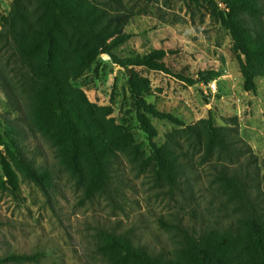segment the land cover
Masks as SVG:
<instances>
[{"label":"rangeland","instance_id":"rangeland-1","mask_svg":"<svg viewBox=\"0 0 264 264\" xmlns=\"http://www.w3.org/2000/svg\"><path fill=\"white\" fill-rule=\"evenodd\" d=\"M94 1L120 14L124 32L130 35L114 50L115 58L142 57L161 49L166 54L160 62L170 74L142 67L125 70L102 54L73 82L89 102L109 107L107 118L127 126L139 144L137 156L119 153L104 192L85 197L86 181L72 175L61 163L57 147L30 125L21 86L23 66L10 43L0 39V133L15 143L33 170L48 176L45 184L25 178L0 146L16 181L15 190L7 183L0 185V257L37 255L36 262L23 264H108L96 251L103 232L123 235L153 254L172 257L178 234L168 226L199 234L209 227L235 226L234 204L217 188L208 165L199 161L198 147L189 152L183 133L178 132L209 116L249 145L260 175L264 174V77H255V92L243 90L232 41L220 18L227 12L224 5L215 0H119L118 6ZM11 5L12 0H0V16L7 17ZM131 69L142 78L145 100L184 124L149 117L157 144L175 137L191 154L194 174L178 189L141 163L149 146L130 105ZM214 82L217 92L211 95L207 85ZM1 181L6 178L0 166Z\"/></svg>","mask_w":264,"mask_h":264},{"label":"trees","instance_id":"trees-1","mask_svg":"<svg viewBox=\"0 0 264 264\" xmlns=\"http://www.w3.org/2000/svg\"><path fill=\"white\" fill-rule=\"evenodd\" d=\"M108 1L118 6L119 0ZM215 1L227 10L220 18L232 41L243 90L255 92V77H264V2ZM31 4L34 9H30ZM0 23V39L10 43L23 66L21 86L28 101L30 125L57 147L61 163L70 173L86 181L85 197L104 192L119 153L137 156L139 144L127 126L107 118L111 114L109 107L89 102L73 82L102 54L125 70L142 67L170 74L160 62L166 52L155 49L142 57L115 58L114 50L130 35L124 32L120 14L94 0H12L8 16H0ZM130 71L127 86L131 109L149 146V155L141 163L150 165L160 179L178 189L194 174L191 154L182 150L175 137L157 144L149 117L178 126L184 124L148 103L142 78L133 69ZM178 132L183 133L189 152L198 147L199 161L208 165L217 188L234 204L237 224L209 227L200 234L187 227L168 226L178 234L172 257L153 254L114 232L101 234L96 251L108 264H264V174L260 175L258 160L249 145L228 127L215 125L210 116L198 126H186ZM0 146L25 178L46 183L48 176L33 170L15 143L4 139L1 133ZM0 166L6 178L0 185L7 183L15 190L14 172L2 153ZM37 259V255L9 253L0 257V264Z\"/></svg>","mask_w":264,"mask_h":264},{"label":"built area","instance_id":"built-area-1","mask_svg":"<svg viewBox=\"0 0 264 264\" xmlns=\"http://www.w3.org/2000/svg\"><path fill=\"white\" fill-rule=\"evenodd\" d=\"M207 90L211 95H214L217 92V87L215 82L214 83H209L207 85Z\"/></svg>","mask_w":264,"mask_h":264},{"label":"water","instance_id":"water-1","mask_svg":"<svg viewBox=\"0 0 264 264\" xmlns=\"http://www.w3.org/2000/svg\"><path fill=\"white\" fill-rule=\"evenodd\" d=\"M195 88V87H194Z\"/></svg>","mask_w":264,"mask_h":264}]
</instances>
